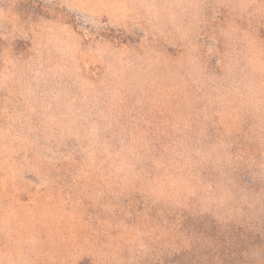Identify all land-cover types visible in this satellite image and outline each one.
Returning a JSON list of instances; mask_svg holds the SVG:
<instances>
[{
    "label": "rangeland",
    "instance_id": "rangeland-1",
    "mask_svg": "<svg viewBox=\"0 0 264 264\" xmlns=\"http://www.w3.org/2000/svg\"><path fill=\"white\" fill-rule=\"evenodd\" d=\"M0 264H264V0H0Z\"/></svg>",
    "mask_w": 264,
    "mask_h": 264
}]
</instances>
